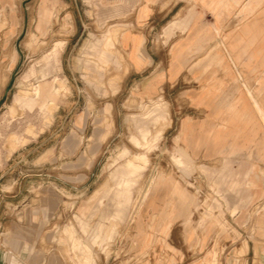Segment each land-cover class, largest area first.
<instances>
[{
  "label": "rangeland",
  "instance_id": "374dc122",
  "mask_svg": "<svg viewBox=\"0 0 264 264\" xmlns=\"http://www.w3.org/2000/svg\"><path fill=\"white\" fill-rule=\"evenodd\" d=\"M43 1L34 11L37 0H0V249L40 253L44 264H84L88 254L94 264H245L246 249L257 245L264 264V117L257 106L264 113V0H216V9L203 0H160L177 8L153 18L148 51L161 45L166 62L157 56L140 73L122 38L144 0H52L49 31ZM191 7L213 32L198 55L215 61L173 64L180 34L160 35ZM234 55L248 59L217 61ZM255 56L258 62L249 61ZM160 74L155 93L144 94ZM206 87L236 103L237 92L247 93L258 151L208 168L182 145L181 122L197 117L191 94ZM156 112L164 116L157 126L150 120ZM145 121L153 134L135 146ZM159 127L162 140L153 144ZM181 150L194 169L189 175L174 162ZM129 160L146 165L122 220L115 177Z\"/></svg>",
  "mask_w": 264,
  "mask_h": 264
},
{
  "label": "crops",
  "instance_id": "0c3cea01",
  "mask_svg": "<svg viewBox=\"0 0 264 264\" xmlns=\"http://www.w3.org/2000/svg\"><path fill=\"white\" fill-rule=\"evenodd\" d=\"M51 1L52 0L43 1L40 7V16L46 14V24H48L47 31H49L51 15L55 12V3L52 4ZM159 1L160 0H144L142 5L138 8L137 21L132 25L134 28L131 29L130 32L124 34L122 38V44L128 50L129 61L132 63L135 73L142 72L145 69L146 63H156L157 56L159 57V62H166V51L162 49L161 45L155 53L148 51L149 39L156 29V22H153V18L170 14L177 6H171L172 9L167 7L162 8ZM38 2L39 0H37L36 6L34 4L32 7L34 11L38 9ZM203 2L206 3V5H213L215 9L219 7L220 4V2L216 0H211L210 3L206 2V0H203ZM1 8L2 5L0 2V25L4 24L5 21V16ZM199 15L202 14L198 12L194 13L192 7L189 8L186 13L181 11L176 12V17L165 27L163 31L164 35H160V38L165 37L170 39L175 34H180L174 37V42L171 45V62L173 64L215 61L214 55H198V48L208 46L209 40L213 39V32H210L209 28H204V19H201ZM190 50L191 53H188ZM195 51L198 52L195 54L193 53ZM221 57L223 58L217 61L246 62L248 59L240 55ZM256 58L255 56V59L249 61L258 62ZM162 77L163 76L160 74L155 78L158 79V82L153 80L144 84L142 87L143 93H155ZM241 91L237 92L239 95L237 103L234 102V99L232 100L231 97L228 99L225 97L222 99L216 97V93L213 92L210 87L202 88L191 94V104L189 107L191 110L196 111L197 117L191 115L183 119L180 125L179 138L182 145L192 156L197 158L198 164L201 166L210 168L209 165L214 164L218 160L224 161L225 159L232 158L234 155L241 156L244 154L243 152H246L250 147L253 148L255 146L256 151H258V142L255 139V135L258 134V120L256 114H254L252 103L248 102L247 93L243 90ZM224 94L227 95L225 92ZM38 96L47 103L52 100V94L49 93L42 95L38 93ZM257 106L264 117V113L259 104ZM150 116H152L150 120L155 126L159 125V122L164 119L163 114L160 112L152 113ZM137 129L139 131V137L132 138L135 146L145 144L147 142L146 140H149L153 134L147 121L139 123ZM156 132L159 140L158 142H156L157 140H153V144L154 142L159 144L162 140L163 128L159 127ZM179 154H181V158H174L175 165L181 172L189 175L194 171L190 164L191 160L184 151H179ZM257 156L255 155L256 158H258ZM142 157L145 156L142 155ZM144 165H146V163L141 165L140 163H134L129 160L124 171L120 172L115 177V201L117 203L116 218L125 219L131 204L132 189L137 184L138 178L141 177L145 169ZM86 207H90V205L84 204L82 206V208ZM87 214L88 213H82L83 216ZM245 237L249 238L250 236L245 234ZM255 238H258V236ZM88 248L89 247L86 249L88 250ZM24 251L25 250L19 251L12 248L0 249V264H28V262L32 264H44L40 253ZM24 255H29L30 257L26 259V257H22ZM227 255H230V251ZM245 257V264H258V246H249L246 249ZM228 259L229 257L226 258V260ZM82 262H84V264H94V259L88 254ZM223 264H231V262L224 261Z\"/></svg>",
  "mask_w": 264,
  "mask_h": 264
},
{
  "label": "bare ground",
  "instance_id": "6f19581e",
  "mask_svg": "<svg viewBox=\"0 0 264 264\" xmlns=\"http://www.w3.org/2000/svg\"><path fill=\"white\" fill-rule=\"evenodd\" d=\"M149 136V135H148ZM159 140V139H158ZM158 140L156 142H158ZM178 157L181 158V154H178ZM186 171V170H185ZM85 207V206H84ZM84 214V213H83Z\"/></svg>",
  "mask_w": 264,
  "mask_h": 264
}]
</instances>
